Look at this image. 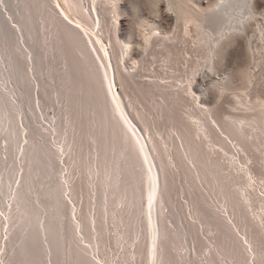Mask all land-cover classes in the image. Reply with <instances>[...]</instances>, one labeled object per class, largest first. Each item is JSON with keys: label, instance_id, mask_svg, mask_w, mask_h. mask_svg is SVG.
Instances as JSON below:
<instances>
[{"label": "rangeland", "instance_id": "rangeland-1", "mask_svg": "<svg viewBox=\"0 0 264 264\" xmlns=\"http://www.w3.org/2000/svg\"><path fill=\"white\" fill-rule=\"evenodd\" d=\"M59 1L0 0V264L33 231L32 264H264V53L237 36L212 72L167 0Z\"/></svg>", "mask_w": 264, "mask_h": 264}, {"label": "bare ground", "instance_id": "bare-ground-1", "mask_svg": "<svg viewBox=\"0 0 264 264\" xmlns=\"http://www.w3.org/2000/svg\"><path fill=\"white\" fill-rule=\"evenodd\" d=\"M57 2V7H60L61 11L65 14L66 17H69V14L67 13V9L68 7L63 5L64 1H62L63 3L61 4L59 0H55ZM170 3V8H172V12L176 13V15L178 17H182V19L187 20V21H191L190 23L194 24L196 27H198V29H200L203 33L206 34L207 39L210 41L209 42V51L207 53V65L210 71H214L215 70V66L217 64V62L219 61V59L222 57L221 56V51H222V47L225 44V42L230 39L234 40L237 38V36H244L246 43H247V47L250 50L251 56L253 57V55H255V52H259V53H264V12L262 13V11H260V14H257L255 11V6H257L256 4L260 3L259 0H215L213 2V4L207 9L205 10V12L202 11V8L200 9L199 7H197V5H195V2H188L189 0H185V4L187 1V4L189 5H185L182 4V0H167ZM2 2L4 4H6L7 6L10 7L13 15L15 14L14 11L17 9H15L14 6V0H2ZM17 2V1H16ZM193 3V4H192ZM2 5V4H1ZM6 5H2V7L0 6V27L2 30V34L4 35V39L7 42V44L9 45V48H11L14 45H22L20 43H22L21 41V36H19V31L20 29L18 27V25H16V23H10L13 22V20H11L12 16L8 18V11H3L2 8L6 9ZM258 7V6H257ZM9 9V10H10ZM7 10V9H6ZM264 10V9H263ZM10 13V15L12 14ZM17 14V13H16ZM15 14V15H16ZM19 14V13H18ZM20 16V15H17ZM16 17V16H15ZM19 20V18L17 19ZM72 21V19H69ZM15 21V20H14ZM24 21V20H23ZM17 22V21H16ZM21 22V21H19ZM75 22V21H73ZM23 23V22H22ZM76 23V22H75ZM25 23H23L24 26ZM80 24V23H79ZM78 23L77 25L80 26ZM21 25V24H20ZM22 26V27H23ZM82 26V25H81ZM18 29V30H17ZM156 30V27L154 29L151 30V33L148 35V38L150 37V35L153 34V32ZM248 31H251V33L249 34ZM94 34V33H93ZM96 36V34H94ZM147 37V36H146ZM145 40L147 38H144ZM151 39V38H150ZM207 40V41H208ZM233 40V41H234ZM17 41V42H16ZM231 41V40H230ZM226 42V43H227ZM22 48V46H21ZM24 49V48H23ZM15 51V49H14ZM24 51V50H23ZM13 52V50H12ZM26 52V51H25ZM24 52V53H25ZM107 52V51H106ZM11 53V52H10ZM28 54V52L26 53ZM29 55V54H28ZM28 55L26 57H28ZM263 55V54H262ZM10 56V54H9ZM14 56V54L12 55ZM108 56V54H107ZM221 56V57H220ZM106 57V56H105ZM11 59V57H10ZM259 59V58H258ZM13 60V61H12ZM12 62L11 67L9 64V67L11 68V71L13 73V75L16 76V74L18 73L19 70V66L20 64L17 63V59L15 60V58L12 57ZM21 67V66H20ZM22 70V69H21ZM10 71V72H11ZM20 74L22 73L21 71H19ZM11 75V73L9 74ZM19 76V75H17ZM21 76H19L20 78ZM25 77V75H24ZM23 78V77H22ZM24 79V78H23ZM245 79V78H244ZM243 79V80H244ZM22 80V79H21ZM227 81V80H226ZM226 81L224 82V79L220 82V90H227L230 89V85H228L226 83ZM22 82V81H21ZM15 83V82H14ZM14 86V85H13ZM23 87V86H22ZM12 88V87H11ZM20 88V87H19ZM13 89V88H12ZM12 92V91H11ZM21 92V91H20ZM117 93V92H116ZM3 94V93H1ZM21 94V93H20ZM7 95V94H6ZM22 95V94H21ZM1 96V95H0ZM3 96V95H2ZM1 96V97H2ZM9 97V96H8ZM116 97V96H115ZM4 98V97H3ZM2 99V98H1ZM0 99V100H1ZM116 99V98H115ZM7 100V98H6ZM3 101V100H2ZM10 101V100H9ZM118 101V99H117ZM1 102V101H0ZM6 102V101H5ZM23 102V101H22ZM22 104V103H21ZM4 105V104H3ZM20 105V104H19ZM6 107V106H4ZM120 107V106H119ZM122 108V107H121ZM4 109V108H3ZM9 109V108H8ZM1 111V109H0ZM5 111V109H4ZM10 111V110H9ZM123 111V110H122ZM125 112V111H124ZM123 112V114H124ZM1 113V112H0ZM4 113V112H3ZM126 113V112H125ZM125 116L127 117V115L125 114ZM2 117V116H1ZM124 117V115H123ZM129 117V116H128ZM130 118V117H129ZM13 119V118H12ZM124 119V118H123ZM126 119V118H125ZM124 119V120H125ZM9 120V119H8ZM129 119L127 118L125 120L128 121ZM132 119H130L128 121V123L131 121ZM11 124V123H10ZM130 124V123H129ZM127 124V125H129ZM132 124L133 121H132ZM132 124H130L131 129L132 127H134V125L132 126ZM130 126H128L130 128ZM136 128V126L134 127ZM130 129V130H131ZM137 131V129H135ZM131 131H134L133 129ZM135 132V131H134ZM133 132V135L135 136L136 133ZM138 133V132H137ZM139 135V134H138ZM12 137V136H11ZM137 139V138H136ZM140 140V138H139ZM141 142V140H140ZM142 143V142H141ZM145 152V151H144ZM36 156H34L35 159ZM147 158V157H146ZM33 159V157H32ZM150 159V157H149ZM36 160V159H35ZM39 160V159H38ZM42 160H39L38 162H40ZM151 161V160H150ZM34 162V161H33ZM35 163V162H34ZM33 163V164H34ZM152 163V162H151ZM150 163V164H151ZM32 164V165H33ZM41 164V163H40ZM147 164V163H146ZM34 167V166H33ZM149 167V166H148ZM37 169V168H36ZM25 196H27L26 194H24ZM23 195V196H24ZM28 197V196H27ZM20 199V198H19ZM28 199V198H27ZM26 201V200H25ZM29 201V200H28ZM22 203V202H21ZM25 204V202H24ZM29 204V203H28ZM28 206V205H27ZM26 208V206H25ZM24 208V209H25ZM28 208V207H27ZM30 212V211H29ZM24 215L26 216V213H24ZM24 216V217H25ZM27 222V221H26ZM27 223H30L27 222ZM32 223V222H31ZM30 223V224H31ZM27 225V224H26ZM25 225V226H26ZM33 225V224H32ZM28 226V225H27ZM34 227L31 226V228ZM27 230H31L30 232H26V233H31L33 230L30 228L26 227ZM35 230V229H34ZM51 230V229H50ZM51 232V231H50ZM49 232V233H50ZM25 233V232H24ZM25 233V235H26ZM37 234V233H36ZM28 235V240H26V236L24 237V239L22 238V240H24V250H23V245L20 246L22 248L23 251H26V257L22 251V254L24 255V257L22 255H19L21 252L20 250H18L19 252L18 255L20 257H23V259L25 258V261L28 262L29 257L30 259L32 258V256L34 258H32L31 260H33L34 262L36 260V254L39 253L38 250L39 246L37 243V235H35V232L33 231L32 234H27ZM51 236V235H50ZM50 238V237H49ZM52 238V237H51ZM57 239V238H56ZM26 240V241H25ZM39 240V239H38ZM51 240V239H50ZM54 241V240H53ZM22 242V241H21ZM27 242V243H25ZM51 242V241H50ZM49 242V243H50ZM57 242V241H56ZM55 243V241H54ZM26 245V247H25ZM41 245V243H40ZM51 246V245H50ZM55 247V246H54ZM53 247V248H54ZM26 248V250H25ZM52 248V250H53ZM57 248H58V244H57ZM54 253V252H53ZM38 255V254H37ZM29 256V257H28ZM57 256V255H56ZM18 257V256H17ZM28 258V260H26ZM37 259V257H36ZM22 260V259H21ZM31 260H29L31 262ZM24 261V260H23ZM33 261L29 264H32ZM25 262V263H26ZM28 264V263H27Z\"/></svg>", "mask_w": 264, "mask_h": 264}]
</instances>
